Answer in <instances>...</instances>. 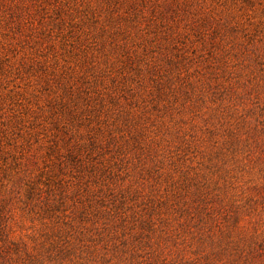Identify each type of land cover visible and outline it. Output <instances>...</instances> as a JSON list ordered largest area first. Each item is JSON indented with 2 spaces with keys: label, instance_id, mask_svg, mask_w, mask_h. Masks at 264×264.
Returning <instances> with one entry per match:
<instances>
[{
  "label": "rangeland",
  "instance_id": "rangeland-1",
  "mask_svg": "<svg viewBox=\"0 0 264 264\" xmlns=\"http://www.w3.org/2000/svg\"><path fill=\"white\" fill-rule=\"evenodd\" d=\"M0 264H264V0H0Z\"/></svg>",
  "mask_w": 264,
  "mask_h": 264
}]
</instances>
